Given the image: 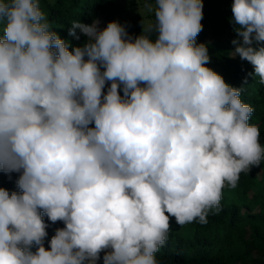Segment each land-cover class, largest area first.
Returning a JSON list of instances; mask_svg holds the SVG:
<instances>
[{
	"label": "clouds",
	"instance_id": "9594fccd",
	"mask_svg": "<svg viewBox=\"0 0 264 264\" xmlns=\"http://www.w3.org/2000/svg\"><path fill=\"white\" fill-rule=\"evenodd\" d=\"M146 8L135 36L72 21L73 45L40 0H0V172L19 174L0 187V264H159L170 217L207 224L264 160L254 109L197 43L202 0ZM231 11V56L264 85V0ZM45 216L64 225L48 248Z\"/></svg>",
	"mask_w": 264,
	"mask_h": 264
},
{
	"label": "trees",
	"instance_id": "16d2710c",
	"mask_svg": "<svg viewBox=\"0 0 264 264\" xmlns=\"http://www.w3.org/2000/svg\"><path fill=\"white\" fill-rule=\"evenodd\" d=\"M52 29L61 38L73 45L82 44L68 34L72 21L91 24L99 21V27H106L112 21L113 13L121 0H40ZM234 0H202L203 30L198 34L197 43H204L210 57L206 65L220 74L226 83L242 89L241 100L253 109L249 124L260 130V143L264 146V85L254 75V67L239 56H231L236 47L231 41L240 40L232 22ZM154 18V14L152 15ZM151 20V17H149ZM142 24L134 25L131 35H139ZM154 38V37H153ZM254 46H264L254 45ZM251 74V75H250ZM246 80V83H245ZM106 91V89H105ZM121 95L123 93L121 92ZM0 172V187L18 191L15 181L18 173ZM221 211L210 213L207 224L196 222L179 226L170 217V232L167 243L155 254L159 264H264V160L253 166L248 173H241L237 186L225 187L221 199ZM49 224L48 241L56 228L64 227L62 222ZM171 222L175 224L171 225ZM35 251V248H33ZM103 253L99 264H103Z\"/></svg>",
	"mask_w": 264,
	"mask_h": 264
},
{
	"label": "rangeland",
	"instance_id": "374dc122",
	"mask_svg": "<svg viewBox=\"0 0 264 264\" xmlns=\"http://www.w3.org/2000/svg\"><path fill=\"white\" fill-rule=\"evenodd\" d=\"M155 0H121L118 9L113 13L112 21H118L119 23L126 26L127 31L131 35L132 28L134 25H138V23H146L149 21V17L151 20L152 13H149L146 8V4H153ZM173 227L174 223L171 222Z\"/></svg>",
	"mask_w": 264,
	"mask_h": 264
}]
</instances>
